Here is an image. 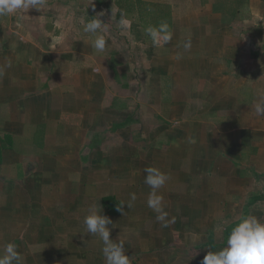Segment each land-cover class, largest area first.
I'll list each match as a JSON object with an SVG mask.
<instances>
[{"label": "crops", "instance_id": "crops-1", "mask_svg": "<svg viewBox=\"0 0 264 264\" xmlns=\"http://www.w3.org/2000/svg\"><path fill=\"white\" fill-rule=\"evenodd\" d=\"M145 1L168 8L169 43L132 20L105 33L120 54L110 39L98 52L83 31L98 16L90 0H47L2 24L0 249L16 245L14 264H104L83 226L96 203L131 264H200L241 216L264 222V116L252 108L264 98V0ZM146 168L168 177L166 227L147 206Z\"/></svg>", "mask_w": 264, "mask_h": 264}, {"label": "clouds", "instance_id": "clouds-1", "mask_svg": "<svg viewBox=\"0 0 264 264\" xmlns=\"http://www.w3.org/2000/svg\"><path fill=\"white\" fill-rule=\"evenodd\" d=\"M46 6L47 0H0V17L13 15L22 10H40ZM102 15L103 13H100L98 16H92L93 18L86 22L82 21L83 31L95 34L92 47L98 52H103L107 43L105 38L107 24L99 18ZM119 24L128 26L130 21L122 14ZM145 32L154 45L167 44L172 39V33L166 22L157 26L149 25L145 28ZM185 47H190V41ZM252 108L256 116H264V98L254 103ZM167 179V175L156 168L145 169L144 183L150 189L146 201L147 206L157 213L158 221L165 222L163 224L165 227L167 226L168 213L164 211L163 196L158 194V190L165 185ZM132 199H135L134 195ZM128 207H131V204ZM117 210L123 214L122 208H117ZM171 222H174V218ZM109 224L111 221L102 215V206L99 203L91 205L83 218L84 233L97 237L102 244L100 251L104 264H131V259L125 252L124 241L120 238L118 241L110 239ZM19 260L20 253L14 243H6L0 249V264H14ZM200 264H264V222L254 215L241 216L231 228L226 246L215 252L208 251Z\"/></svg>", "mask_w": 264, "mask_h": 264}, {"label": "rangeland", "instance_id": "rangeland-1", "mask_svg": "<svg viewBox=\"0 0 264 264\" xmlns=\"http://www.w3.org/2000/svg\"><path fill=\"white\" fill-rule=\"evenodd\" d=\"M90 1H93L96 4L98 15L100 13H103V15L99 16V18H100V20L103 23L107 24V29L110 30L108 25L111 24L110 26L112 27V29L118 30L117 33L119 35V32L121 30V25L119 24L120 18H118L117 15H116V7L113 5L112 1H108V0H90ZM5 19H6V16L5 17H0V29H1L2 24L5 21ZM132 20H134L133 23L137 22V21H135V19H132ZM132 20L130 22H132ZM6 22H7V20H6ZM105 38H106V41H107V39L108 40L110 39L109 35H107V34H105ZM115 39L116 38L110 39V40H114L115 43L113 44L114 45L113 49H117L119 54H120L121 53V51H120L121 44L120 43L122 42L124 44V42L121 39V37H118L117 41ZM127 39L128 40H125V41H126V43L128 44V47H129V50H128V52H129L128 60L129 61L126 64V67H127L128 73H129V87L130 88H135L137 86V84H136L137 83V77H139L138 71H140V69L138 67L140 65H137L136 61L133 60V55H137L135 46L131 45V44L134 43L133 34L129 33Z\"/></svg>", "mask_w": 264, "mask_h": 264}, {"label": "trees", "instance_id": "trees-1", "mask_svg": "<svg viewBox=\"0 0 264 264\" xmlns=\"http://www.w3.org/2000/svg\"><path fill=\"white\" fill-rule=\"evenodd\" d=\"M116 7L123 12L128 20L136 19L145 36V28L149 25L157 26L166 22L171 27L170 12L168 8L147 2L145 0H114Z\"/></svg>", "mask_w": 264, "mask_h": 264}]
</instances>
